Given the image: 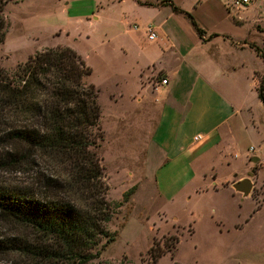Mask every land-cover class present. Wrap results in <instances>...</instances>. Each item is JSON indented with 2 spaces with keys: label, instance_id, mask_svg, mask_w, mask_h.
Listing matches in <instances>:
<instances>
[{
  "label": "rangeland",
  "instance_id": "374dc122",
  "mask_svg": "<svg viewBox=\"0 0 264 264\" xmlns=\"http://www.w3.org/2000/svg\"><path fill=\"white\" fill-rule=\"evenodd\" d=\"M119 1L10 0L4 10L6 39L0 46V62L8 71H13L36 51L56 46L71 47L92 68L89 81L100 90L102 111L100 163L107 186L106 200L112 211L106 225L108 232L118 230L130 206L133 211L125 226L118 230L117 240L93 264H151L150 247L175 245L174 237L179 239L176 248L166 252L157 264H264V204L257 210L264 200V104L258 98L256 83L252 79L250 85L245 83L242 87L249 129L237 131L238 146L215 168L220 180L225 181L233 176L232 169L237 170L234 175L242 173V179L255 169L250 178L252 193L242 198L230 188H223L198 205L187 201L184 194L169 202L162 201L156 194L162 186L156 173L167 169L158 170L154 165L146 174L147 182L144 178V143L152 132L144 131V127L150 130L151 121L148 116L144 119L141 112L131 115V103L115 101L112 96L120 93L122 76L126 75L129 63L121 51L122 43L135 48L131 49L132 53H139L142 43L145 44L142 36L137 42L132 40V33L137 31L135 26L141 31L146 24L145 16L141 15L144 10L135 20L124 21L122 11L131 14L133 6L131 2L122 6ZM254 5L256 10L251 9ZM246 6H250L247 11ZM246 6L241 8L251 23L256 20V14L257 19H263L260 31L264 40V0H252ZM128 29L133 32H127ZM5 133L0 131L1 159L7 157L9 149L5 146ZM251 155L260 160L253 163L249 160ZM64 173L60 163L46 159L23 163L17 168L0 166V187L37 191L42 188L44 175L65 177ZM133 187L132 198L126 203L124 194ZM211 207L215 210L214 217ZM173 216L185 225L174 221ZM13 237L33 241L37 235L30 227L0 216V239ZM28 262L18 253L0 251V264Z\"/></svg>",
  "mask_w": 264,
  "mask_h": 264
},
{
  "label": "crops",
  "instance_id": "0c3cea01",
  "mask_svg": "<svg viewBox=\"0 0 264 264\" xmlns=\"http://www.w3.org/2000/svg\"><path fill=\"white\" fill-rule=\"evenodd\" d=\"M170 1L193 15L205 31L204 37L200 38L190 20L175 13L166 0H120L122 6L129 2L133 6L131 14L122 11L124 21L135 20L144 10L142 30L138 27L135 33L127 32H133V42L142 36L145 44L139 53H132L135 48L122 43L121 51L129 63L120 93L112 96L115 101L130 102L131 115L142 113L151 121L150 130L144 127V131H152L144 143V178L147 182L146 174L154 165L158 170L167 169L156 173L162 184L156 194L162 201L184 194L187 201L198 205L223 188L243 198L233 188L242 173L234 175L237 170L232 169L233 176L225 181L215 168L238 146L237 131L249 129L242 87L252 79L257 87L264 69L263 60L250 45L263 48L262 32L257 29L263 19H257L256 14L251 23L245 13L250 6L246 11L234 8L231 0ZM251 9L256 10L255 5ZM148 26L156 32L153 41L147 37ZM162 79L167 83L162 84ZM198 135L201 139L195 140ZM171 218L181 222L177 216Z\"/></svg>",
  "mask_w": 264,
  "mask_h": 264
},
{
  "label": "trees",
  "instance_id": "16d2710c",
  "mask_svg": "<svg viewBox=\"0 0 264 264\" xmlns=\"http://www.w3.org/2000/svg\"><path fill=\"white\" fill-rule=\"evenodd\" d=\"M9 1L0 0V46L6 39L4 10ZM166 2L204 37L205 31L191 13ZM250 45L264 63V47ZM91 74L92 68L68 46L36 51L13 71L0 62V131H6L4 141L9 148L0 166L17 168L46 159L60 163L65 171V177L44 175L37 191L0 187V216L30 227L37 235L33 241L0 239V251L18 253L28 264H93L118 237V231L110 233L106 228L112 211L100 163V90L89 81ZM258 80L256 90L264 104V69ZM134 191L133 187L124 194L126 203ZM263 204L264 200L257 210ZM132 212L130 206L119 230ZM173 239L178 244L179 239ZM176 244L151 246V264L173 252Z\"/></svg>",
  "mask_w": 264,
  "mask_h": 264
},
{
  "label": "water",
  "instance_id": "95a60500",
  "mask_svg": "<svg viewBox=\"0 0 264 264\" xmlns=\"http://www.w3.org/2000/svg\"><path fill=\"white\" fill-rule=\"evenodd\" d=\"M260 159L257 158V157H253L251 159V161L253 163H257ZM255 174V169H253L252 171H250L248 173V177L247 178H244V179H241L237 182H235L233 184V188L235 189V191L239 192V193H242L245 197L249 196L251 193H252V190H253V184H252V181H251V177H253Z\"/></svg>",
  "mask_w": 264,
  "mask_h": 264
},
{
  "label": "built area",
  "instance_id": "2783aa9c",
  "mask_svg": "<svg viewBox=\"0 0 264 264\" xmlns=\"http://www.w3.org/2000/svg\"><path fill=\"white\" fill-rule=\"evenodd\" d=\"M251 1L252 0H231V6L239 9L241 7L248 5ZM135 28H138V27L135 26ZM146 33H147L148 39L151 41L157 38L155 30L151 26H148L146 28ZM161 83L166 84L167 79H162ZM199 139H201V135H198L197 137H195V140H199Z\"/></svg>",
  "mask_w": 264,
  "mask_h": 264
}]
</instances>
